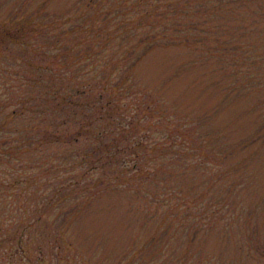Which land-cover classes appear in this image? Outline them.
<instances>
[{
  "label": "rangeland",
  "instance_id": "obj_1",
  "mask_svg": "<svg viewBox=\"0 0 264 264\" xmlns=\"http://www.w3.org/2000/svg\"><path fill=\"white\" fill-rule=\"evenodd\" d=\"M155 2V15L146 18L154 1L144 0L118 15L124 23L99 11L87 33L68 28L75 0H0V25L48 21L22 43L0 39V147L11 150L0 179L29 177L0 184V264H264V0ZM85 79L122 80L112 107L125 103L144 143L169 142L138 147L143 172L128 166L127 133L101 163L91 135L70 140L67 105L31 110L47 85ZM61 113V138L27 142ZM86 150L97 162L80 175Z\"/></svg>",
  "mask_w": 264,
  "mask_h": 264
},
{
  "label": "trees",
  "instance_id": "obj_2",
  "mask_svg": "<svg viewBox=\"0 0 264 264\" xmlns=\"http://www.w3.org/2000/svg\"><path fill=\"white\" fill-rule=\"evenodd\" d=\"M75 1H76L75 4L79 6L78 3H80V5L82 6L78 9L75 15L70 16L72 22L68 28L74 29V31L76 29H80V30L84 29L83 31L87 33L95 32V29L97 27L94 28L93 24L95 23L94 19L96 17V14L99 11L108 12V10L110 11L111 9V12L115 13L117 16L122 12L126 13L127 15L129 14L128 12H131L133 10V7L135 5L139 4L138 2H142V4H144V0H130L131 1L130 3H133L131 7L126 6L128 5L127 0H117L116 2H113L114 0L113 1L112 0H75ZM151 1H154V3L152 4V9H146V8L144 9L146 18H150L152 15H155L157 13L155 12L156 11L155 10V6H156L155 0H151ZM176 5H177V2L174 1L173 3H170L167 6L165 11H160L158 12V14L166 15L169 11H172L173 9H175ZM185 10L191 11V9H185ZM118 17H120L118 22L124 23V20L126 17H123V16H118ZM5 22H7V24H5ZM47 24H48V21H47ZM47 24L43 21H36L34 24H32L27 18H21V19L19 18L18 20L8 19V21L5 20L0 25V39H5L8 37L13 41H18L22 43L23 42L22 37H24L25 35H29L30 33H35L37 35L38 33L41 32V30H45V27L48 26ZM148 24L151 25V23L149 22ZM86 37L87 36H82V37L80 36V38L82 39V42H84V38ZM85 43H88V42L86 41ZM81 52L82 54L84 53V58L90 57L91 53H93L89 49L82 50ZM56 64L58 68V65L59 64L61 65L63 63H56ZM85 64L87 65V63ZM81 65L82 64L80 65L76 64L75 66L79 70H81ZM95 65L96 63H94V65H91L92 66L90 70L91 77L95 75V72H96V69H94ZM80 73L82 74V72ZM60 74H63V71ZM44 84L46 85V83ZM114 84H106L105 82L101 81L100 83L97 84V87H93L91 84V81L87 79H85V82H82V83H78V81H76L74 82V85H70L69 83L60 80L59 82H54L51 85H47V88L43 91L44 93L40 95V98L38 97L39 100H37V103L36 101H32L35 103V106L31 110H33L35 107H38V105L40 104H46V102H49L50 100L53 102L52 107H55L58 110L57 111L58 113L62 112L60 109L61 107H63V105H67L69 108L67 112L70 113L69 120L74 123L75 128H76L70 140L76 141L75 140L77 139L76 137L81 132L91 135L94 141L98 142L99 144V147L97 149H95L96 147H93L91 150L93 151L98 150L99 152H101V157H102L101 163L103 162L107 163L105 161V158L108 159L111 156H115L119 148L117 145H115L117 138L120 137L121 134L127 133L128 135H124V136L122 135V136L124 137V139H126L125 136H127L128 138H132L131 142H129L130 144L127 145L129 146V148L127 149V154H130V157L128 160L131 161V163H129L128 166H130L132 170L140 169L138 170V172L141 173L144 171V169H141L139 166L138 156H140L141 153L138 150V147L140 148L141 145H143L146 151V149L149 150V148H152V147H157V146L162 147L159 145H161L164 142L165 143H169V142L162 140L161 143H157L156 141L152 140L148 143H144L143 139L145 136L142 137L143 135H141L140 137V136L134 135L135 123L131 122L129 115L126 113V107H124L125 103L123 102L116 103L115 106L112 107L114 103L111 102V98L112 99H115V98L110 93V91L113 92L117 90L118 94L126 91V88H124V82L122 80L120 81V84H118V81H116ZM232 86L233 85L230 86L231 89H232ZM104 94L107 96L104 97ZM72 96H75L76 98H72ZM27 99L28 98L26 96V99L24 101L26 102ZM27 108L30 109L29 106H27ZM42 108H45V107H42ZM110 110H112V113L109 112ZM42 116H43V110H39V119L41 122L45 120L44 118H42ZM57 116L58 117H53V119H48V122H47V124L53 125L54 127L53 129H49L46 125H42V128H39L40 125L35 126L33 124V126H35L36 128L33 129V134H32V131H29L31 135L28 138L29 140L27 139V142L30 143L34 140H36V143L46 142L50 140L51 136L53 137L51 138V140L52 139L57 140L61 138L58 135L60 130L56 127H58V125L62 124L64 121L66 122V118L64 117L63 113L57 114ZM97 119L104 120L105 125L109 126V128L106 129L104 125H100L98 129L97 127L94 129V126L92 124H94V121ZM115 128L118 129L117 132ZM167 133L169 134V136L168 134H166L165 136L170 137L171 134L169 132ZM106 134H107V137H105ZM173 135L175 137V132H173ZM21 142L25 143L24 135L19 138V141H17L15 145L21 146L20 145ZM176 142H180V139H177ZM9 146L10 145H5V146L2 145L0 147V155L4 151L6 152L7 150L11 151L8 149ZM84 155L86 157L90 156L89 150L88 151L86 150ZM87 158L89 159L82 160V157L79 158L80 161L82 160L81 162H85L83 166L84 168L80 175H85L90 169V167L93 166V162H97L95 161V158L93 159L91 156ZM121 163H123L121 166L120 164H118L120 168L121 169L125 168V165H124L125 163L124 162H121ZM121 169H118V170H121ZM123 171H125V169ZM152 172L153 171L150 172V175H153ZM28 179H29L28 176H24L22 177V179H20L17 176L11 175V177L6 179V181L0 179V184L5 182L6 186H13L16 182L25 181V180L28 181Z\"/></svg>",
  "mask_w": 264,
  "mask_h": 264
}]
</instances>
